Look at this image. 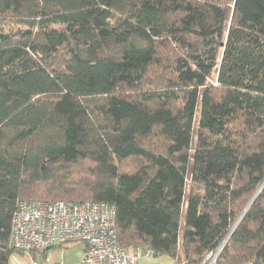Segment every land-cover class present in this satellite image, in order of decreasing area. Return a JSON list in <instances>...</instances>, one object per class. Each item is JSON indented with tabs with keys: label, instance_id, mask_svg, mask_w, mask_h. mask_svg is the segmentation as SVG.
I'll use <instances>...</instances> for the list:
<instances>
[{
	"label": "trees",
	"instance_id": "obj_1",
	"mask_svg": "<svg viewBox=\"0 0 264 264\" xmlns=\"http://www.w3.org/2000/svg\"><path fill=\"white\" fill-rule=\"evenodd\" d=\"M6 21L0 264L34 199L112 204L119 243L172 264L233 228L216 264H264V0H0Z\"/></svg>",
	"mask_w": 264,
	"mask_h": 264
},
{
	"label": "built area",
	"instance_id": "obj_2",
	"mask_svg": "<svg viewBox=\"0 0 264 264\" xmlns=\"http://www.w3.org/2000/svg\"><path fill=\"white\" fill-rule=\"evenodd\" d=\"M115 216V207L106 202L20 200L12 215L8 246L43 256L56 246L79 242L84 244L85 264H137L152 256L140 247L119 243ZM222 247L210 252L203 264H216Z\"/></svg>",
	"mask_w": 264,
	"mask_h": 264
},
{
	"label": "rangeland",
	"instance_id": "obj_3",
	"mask_svg": "<svg viewBox=\"0 0 264 264\" xmlns=\"http://www.w3.org/2000/svg\"><path fill=\"white\" fill-rule=\"evenodd\" d=\"M19 24L14 21L0 22V28L3 31L15 30ZM55 28H59L56 26ZM154 147L160 146L159 140H154ZM138 161L135 159H128L120 165L122 171L133 172L137 167ZM91 167L89 163H83L80 166H70L67 171H64V175H69L70 178H74L79 172H83L87 168ZM29 199V198H28ZM183 227V224L181 228ZM84 256V244L79 242H71L61 247L52 250L47 255V260L43 256H38L35 252L30 253H17L14 252L9 259V264H85L83 262ZM160 258H165L162 261ZM144 260V259H142ZM149 264H170V257L166 255L162 256H150L148 259Z\"/></svg>",
	"mask_w": 264,
	"mask_h": 264
},
{
	"label": "crops",
	"instance_id": "obj_4",
	"mask_svg": "<svg viewBox=\"0 0 264 264\" xmlns=\"http://www.w3.org/2000/svg\"><path fill=\"white\" fill-rule=\"evenodd\" d=\"M56 248H58V247H54V248H52L50 251H48L47 253H46V256L48 255V253L49 252H51L52 250H55ZM149 257H145V258H140L139 260H138V263L137 264H149V262H148V259ZM142 259H144V260H142ZM162 261H165V258H160ZM170 264H172V260L170 259Z\"/></svg>",
	"mask_w": 264,
	"mask_h": 264
},
{
	"label": "water",
	"instance_id": "obj_5",
	"mask_svg": "<svg viewBox=\"0 0 264 264\" xmlns=\"http://www.w3.org/2000/svg\"><path fill=\"white\" fill-rule=\"evenodd\" d=\"M251 202H252V201H251ZM251 202H250V204H251ZM250 204H249V205H250ZM236 224H237V223H236ZM236 224H235V225H236ZM234 227H235V226H234ZM232 230H233V228H232ZM232 230H231V232H232ZM231 232L229 233V235L231 234ZM229 235H228V236H229ZM228 236L226 237V239H225L224 242L222 243V246L225 244V242H226Z\"/></svg>",
	"mask_w": 264,
	"mask_h": 264
}]
</instances>
